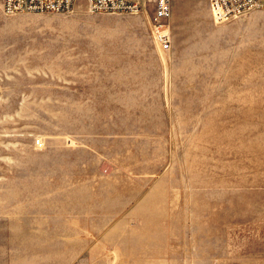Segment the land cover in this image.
<instances>
[{
  "label": "rangeland",
  "instance_id": "374dc122",
  "mask_svg": "<svg viewBox=\"0 0 264 264\" xmlns=\"http://www.w3.org/2000/svg\"><path fill=\"white\" fill-rule=\"evenodd\" d=\"M150 17L0 5V264H264V8Z\"/></svg>",
  "mask_w": 264,
  "mask_h": 264
},
{
  "label": "built area",
  "instance_id": "2783aa9c",
  "mask_svg": "<svg viewBox=\"0 0 264 264\" xmlns=\"http://www.w3.org/2000/svg\"><path fill=\"white\" fill-rule=\"evenodd\" d=\"M90 13L136 15L151 9L150 28L157 45L167 50L169 33L166 21L171 14V0H84ZM216 23L239 17L252 9L264 8V0H207ZM76 0H0L6 16L20 13H70Z\"/></svg>",
  "mask_w": 264,
  "mask_h": 264
}]
</instances>
